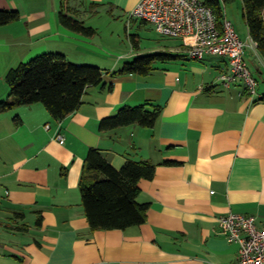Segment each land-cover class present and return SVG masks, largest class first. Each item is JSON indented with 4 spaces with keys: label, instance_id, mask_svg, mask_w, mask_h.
Returning <instances> with one entry per match:
<instances>
[{
    "label": "crops",
    "instance_id": "obj_1",
    "mask_svg": "<svg viewBox=\"0 0 264 264\" xmlns=\"http://www.w3.org/2000/svg\"><path fill=\"white\" fill-rule=\"evenodd\" d=\"M140 1L0 0V8L21 15L0 26V102L10 95L9 70L46 52L105 73L63 120L43 103L0 113V264H239L240 245L219 219L232 212L255 217L264 228V102L256 101L264 90L252 96L241 78L225 84L220 77L231 72L229 59H191L182 39L165 45L179 56L156 62L151 73L113 76L134 56V45L110 54L96 35L72 31L59 19L65 6L87 24L78 9L83 2L91 16H129ZM237 33L255 78L264 77V58L247 24ZM145 102L162 107L154 127L102 130L101 122L122 107ZM92 148L118 170L128 159L157 166L152 180L139 183L138 201L149 203L145 223L91 229L80 180Z\"/></svg>",
    "mask_w": 264,
    "mask_h": 264
},
{
    "label": "trees",
    "instance_id": "obj_2",
    "mask_svg": "<svg viewBox=\"0 0 264 264\" xmlns=\"http://www.w3.org/2000/svg\"><path fill=\"white\" fill-rule=\"evenodd\" d=\"M233 0H204L212 7L219 25L223 23L225 8ZM18 10L0 8V26L20 19ZM243 18L258 51L264 58V0H243ZM59 19L63 26L77 33L93 37L97 30L62 7ZM134 49L140 47L138 36H133ZM179 55L155 52L127 61L112 75L151 73L158 61H167ZM104 70L95 65L77 64L65 54L46 52L9 70L6 80L10 86L9 98L0 102V113L9 109L43 103L57 120H63L76 112L83 103L87 88L104 82ZM264 102V95L257 100ZM162 113L158 104L145 102L136 106H124L116 115L101 122L102 130H113L138 124L154 127ZM167 165H179L178 161H165ZM156 165L149 161L128 159L118 170L98 148H92L85 159L80 180L82 204L92 230L126 229L147 221L149 203H141L140 181L152 180ZM17 215L25 217L24 213ZM41 224V218L38 221Z\"/></svg>",
    "mask_w": 264,
    "mask_h": 264
},
{
    "label": "built area",
    "instance_id": "obj_3",
    "mask_svg": "<svg viewBox=\"0 0 264 264\" xmlns=\"http://www.w3.org/2000/svg\"><path fill=\"white\" fill-rule=\"evenodd\" d=\"M129 17L153 23L162 36L181 38L191 59L228 58L231 72H223L221 80L230 85L241 78L252 96L257 93L258 81L245 60L246 43L227 17L219 25L204 0H141ZM57 138L64 143L61 134ZM219 225L230 241L239 243V264H264V228L257 226L255 217L230 212L219 219Z\"/></svg>",
    "mask_w": 264,
    "mask_h": 264
},
{
    "label": "rangeland",
    "instance_id": "obj_4",
    "mask_svg": "<svg viewBox=\"0 0 264 264\" xmlns=\"http://www.w3.org/2000/svg\"><path fill=\"white\" fill-rule=\"evenodd\" d=\"M222 4L225 8L226 17L233 23L235 29L238 32L246 31V23L243 18V0H233L231 2H228L227 4L222 1ZM78 9L82 10L85 16L87 15V25L93 26L95 29H97V40L101 44L105 45V47H107L106 49L110 54L117 56L119 55V52L133 49V36H138L140 47L138 50H135L134 56L129 58L130 60L127 61H133L138 56L147 55L150 53L169 52V47L167 48L165 47V45L171 46L179 42L181 39L162 36L159 32H157L156 27L153 23H147L142 19H130L129 16L112 17L106 14H103L101 16H91V14L89 15L90 12L87 11L90 9V7L86 2L81 3L78 6ZM241 39L243 41L245 40L243 36H241ZM154 46H159L161 48L160 50L153 51L152 49H154ZM213 59L219 60L216 57L212 58L211 60ZM160 62L163 61H158L157 64H160ZM257 79V89L258 93H260L264 90V77L258 75ZM28 221L30 222L31 219L29 218Z\"/></svg>",
    "mask_w": 264,
    "mask_h": 264
}]
</instances>
